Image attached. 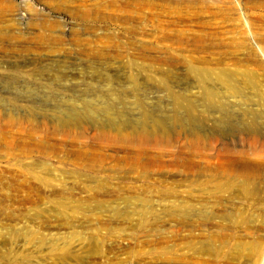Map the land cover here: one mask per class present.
<instances>
[{"label": "rangeland", "instance_id": "obj_1", "mask_svg": "<svg viewBox=\"0 0 264 264\" xmlns=\"http://www.w3.org/2000/svg\"><path fill=\"white\" fill-rule=\"evenodd\" d=\"M153 114L175 128L136 136ZM261 242L264 0H0V264H264Z\"/></svg>", "mask_w": 264, "mask_h": 264}, {"label": "bare ground", "instance_id": "obj_2", "mask_svg": "<svg viewBox=\"0 0 264 264\" xmlns=\"http://www.w3.org/2000/svg\"><path fill=\"white\" fill-rule=\"evenodd\" d=\"M204 91L206 92V94L211 95L213 94L210 90H208L207 88H203ZM180 106H183L181 103H179ZM170 111V110H169ZM176 114V112H175ZM151 125L146 124L148 127H141V128H136L134 129V134L136 136H138V134L140 133L142 136H144L145 138H150L149 136H157V135H163V136H167V134L172 131L175 127L173 124V120L175 121V116L171 119L172 122L170 123V125H168V123H165L164 120H160L158 119L156 114H153L151 116ZM168 120L170 122V119H165ZM79 122H75V124H77ZM252 123L256 124V119L252 118ZM80 124V123H79ZM180 126V125H179ZM177 126V127H179ZM120 133H124L123 130H120ZM196 135V134H195ZM124 137H129L128 135H124ZM257 185V184H256ZM254 187V186H253ZM255 189V188H254ZM238 190L240 191L241 194L248 196V197H254L253 200H256L258 202H260V200H262V198H256L255 196H257V192L255 193L252 189V187L249 185V183H242L239 187ZM256 190V189H255ZM190 210V209H188ZM200 216L203 218V220L205 219H213L215 217V214H211V215H206L207 213H204V211H200L199 212ZM217 219H219L220 221H226L231 223L234 227H240L243 226L245 224H248V220H257L256 216H251V214L249 213H232L230 215H218ZM222 225V224H221ZM205 250V251H204ZM202 251H204V253L209 254L212 257H220L219 254L214 251V250H210V249H204ZM250 253L254 256V259L257 262H260L263 258V254H264V242L261 243H257L254 244L253 246L250 247Z\"/></svg>", "mask_w": 264, "mask_h": 264}]
</instances>
